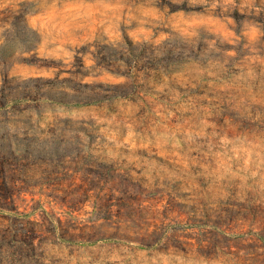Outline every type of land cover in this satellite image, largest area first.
I'll return each instance as SVG.
<instances>
[{
    "label": "rangeland",
    "instance_id": "374dc122",
    "mask_svg": "<svg viewBox=\"0 0 264 264\" xmlns=\"http://www.w3.org/2000/svg\"><path fill=\"white\" fill-rule=\"evenodd\" d=\"M0 264H264V0H0Z\"/></svg>",
    "mask_w": 264,
    "mask_h": 264
}]
</instances>
